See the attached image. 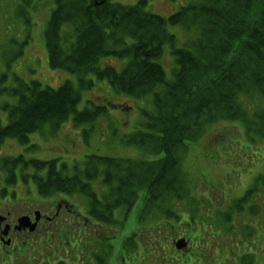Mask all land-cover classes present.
<instances>
[{
  "label": "trees",
  "instance_id": "16d2710c",
  "mask_svg": "<svg viewBox=\"0 0 264 264\" xmlns=\"http://www.w3.org/2000/svg\"><path fill=\"white\" fill-rule=\"evenodd\" d=\"M34 1L21 0L27 7ZM53 2L55 7L44 31L48 65L52 70L73 76L77 87L70 81L55 89L43 87L37 81L27 82L13 75L14 86L3 90L14 104L4 107L9 111L10 123L0 128V144L5 140L28 144L31 134L45 127L56 131L68 118L77 126L93 127L101 116L118 108L88 102L86 108L78 111L81 102L84 103L82 91L95 88L94 82H104L115 96L150 97L153 102L151 110L143 113L148 120L144 130L126 136L124 144L134 149L147 145L153 156L143 155L138 161L131 157L92 156L79 167L73 166L70 176L64 175L65 164H58V160L25 163L19 156L8 161L20 173L31 168L33 173L28 176L49 195L83 192L89 200V217H81L84 222L90 218L106 226L114 225L112 217L117 209L129 210L141 204L146 210L148 189L162 186L160 194L167 193V197L170 191L180 189L175 148L194 142L205 125L242 122L251 142H256L255 135L264 138L261 136L264 107L256 108L255 118L259 122L254 132V125L247 121L239 106L241 97L255 98L253 107L264 101V24L259 23L264 0H196L167 19L144 12L147 0H137L131 7L115 4L114 0ZM248 6L257 9L251 13L253 21L245 23L238 13ZM226 9L231 10L230 16ZM219 19H225L227 25ZM66 26L71 27V33L62 32ZM166 26H180L198 36L177 48L175 37L167 32ZM18 44L16 57L6 64L7 69L22 56L27 41ZM165 45L175 61L170 81H166L160 64ZM108 59L118 62V66L105 65ZM8 78L6 73L0 76V84ZM257 111L262 115L258 116ZM43 171L45 176L41 174ZM260 182L263 189L248 191L234 203L235 210L251 199L248 204L254 202V197L264 192V176ZM149 199L155 205L160 202V198ZM258 211V207L251 209ZM167 226L162 223L152 231L156 234V230ZM133 235L134 232L125 241ZM149 251L157 252L148 250L146 254Z\"/></svg>",
  "mask_w": 264,
  "mask_h": 264
},
{
  "label": "rangeland",
  "instance_id": "374dc122",
  "mask_svg": "<svg viewBox=\"0 0 264 264\" xmlns=\"http://www.w3.org/2000/svg\"><path fill=\"white\" fill-rule=\"evenodd\" d=\"M136 1L116 0L115 3L122 6H133ZM193 1L195 0H149L145 11L156 16L168 17ZM19 2V0H0V76L6 73L9 77L6 83L0 84V128H4L8 122L10 123L9 111L4 110L3 104L5 102L7 105L14 104V100L10 99L3 90L14 86L13 75L21 77L27 82L37 81L43 87L55 88L61 86L65 80L73 83L74 87H77L78 84L74 77L66 76V73L52 70L48 66L44 31L50 13L55 7L53 0H35L31 4V9L19 8L20 12L24 13L22 15H18ZM259 23L264 24V11ZM68 31L71 33V27L66 26L62 32ZM168 32L176 35L178 46L181 43H190L198 36L195 32L188 33V36L179 27H170ZM24 41H27V44L23 48L22 56L12 63L10 69H7L6 64L16 57L14 53L20 47L18 43ZM168 48H165L164 57L160 62L166 81L172 79L175 69L174 59L170 56ZM104 64L118 66V62L112 59L105 60ZM94 86L95 88L91 90L82 91L84 103L81 102L79 110L86 108L88 102L108 108H111L109 105L112 104L118 108L109 110L110 114L106 113L103 117L101 116L91 127V130L86 128L88 130L86 140L80 137L82 134L80 126H78L80 129H74L73 119H68L61 123L56 131L45 127L43 130L31 134L28 145H21L18 141L10 140L2 142L0 156H3V153H15V155L23 153L25 163L29 161L46 163L58 159L69 164L68 166L64 165V175L67 176L73 174V162H78L75 166L79 167L80 162L89 156L131 157V160L136 161L142 160L143 155L153 156L147 145L145 148H137V150L124 145L126 136L134 133L135 130H144L147 125L148 120L143 118L142 112L151 110L152 98L136 99L125 95L115 96L104 82H94ZM254 100L256 99L253 97H241L239 106L247 121L254 125L253 131L256 132L259 122L255 118L256 108L264 107V101L253 107ZM257 114L261 116L262 112L257 111ZM245 136L242 122H215L205 125L199 131L194 142H186L185 147L181 148L178 145V148H175L179 164L180 189L177 188L172 193L170 191L169 197H167V193L160 194L162 186L148 189L147 201L149 204L146 210L141 204H135L129 210L120 209L114 212L112 219L117 224L114 228L93 221H80L77 224L73 221L78 219L77 216L63 213L59 222H54L48 228L52 237H56V242L52 248L49 245L50 249L46 250L45 257H48V253L59 257L65 253L57 261L60 264H156L157 261H160H156L157 258L163 259L159 262L160 264H200V259L196 257L198 253L209 256V261L215 255L222 259H228L227 249L232 248L236 236L232 238L225 228L230 226V223L227 222L234 217L231 221L234 229L238 231L241 227L243 232L251 231L252 236L258 234L254 240L256 244L252 247L257 249L258 262L264 263V261H259L260 257L264 256V232H262L264 231V192L257 198L254 197L255 201L248 204L252 206V209L259 208L257 215L250 214L247 209L240 210L239 213L235 210L227 211L232 204L231 201L234 198L235 200L240 199L252 181L255 182L257 175L264 170V138L255 135L256 143H253L247 141ZM32 145L36 146L34 150L29 149ZM144 170L143 168L142 172ZM25 171L26 174L33 173L31 168ZM148 172L150 170L147 169ZM22 176L27 177L28 182L30 181L27 186L29 190L23 188V184L19 183L17 179L13 185H8L11 188L5 184L2 187L5 190H11V194L16 197L20 194L21 197L27 198L38 185L28 175L22 174ZM96 180L98 181V178ZM1 183L2 181H0ZM260 186L261 184H258L257 188L259 189ZM34 190L36 191V189ZM155 197L160 198V202L157 208L154 207V210H151L155 202L150 201L149 198L155 199ZM56 199H49L50 205L62 203V201L67 202L73 209L79 205L77 199L70 196L67 200ZM246 203H242L241 206ZM166 213L171 216L166 217ZM236 213H245L247 217L235 216ZM223 215L224 220L222 219ZM175 217L178 221L175 220ZM26 220L28 221L26 217L20 218L21 224L27 223ZM222 221L224 230L220 226ZM162 223L168 224V226L162 230H156V234L152 233V228H158ZM80 224H83L82 228L78 227ZM61 226L64 227L61 230L62 233H69L71 229L75 230V232H70L75 240L76 233L80 234L79 240L74 241L77 246H80L78 252L72 250L68 254V249L63 242L61 245L56 244L60 241L58 228ZM77 230L82 231L78 234ZM90 232L92 233L90 234ZM132 232H134L133 237L125 243V239ZM233 232L235 235L236 230ZM113 236L117 239L114 240ZM92 237L96 238L92 241ZM180 241L182 246H179ZM123 242L126 246L124 249H122ZM176 246L179 249H175ZM186 247L187 249H185ZM88 248L99 255L90 256ZM148 250L157 252L149 251V254H146ZM233 250L235 251V248ZM239 250L232 254V257L238 259V264H245L240 258L250 257L251 253ZM187 255L189 256L188 260L184 258ZM165 256L172 259H167ZM180 257L184 258L182 262L177 260ZM24 261L16 259L14 264H25ZM34 262L33 264H38V261ZM220 263L223 264V262ZM40 264L55 263L44 260Z\"/></svg>",
  "mask_w": 264,
  "mask_h": 264
},
{
  "label": "flooded vegetation",
  "instance_id": "af4514ba",
  "mask_svg": "<svg viewBox=\"0 0 264 264\" xmlns=\"http://www.w3.org/2000/svg\"><path fill=\"white\" fill-rule=\"evenodd\" d=\"M9 200L5 198L0 201V264H14L16 259L24 260L37 243L45 245L49 236L48 228L57 222L61 212L55 209L53 214H49L47 205L32 206L28 198H16L11 206L7 204ZM8 206L11 208L6 209ZM23 217L30 221L21 224L20 218ZM34 224L36 227L33 229ZM35 238L37 240L33 244ZM40 246L36 247L39 249Z\"/></svg>",
  "mask_w": 264,
  "mask_h": 264
},
{
  "label": "bare ground",
  "instance_id": "6f19581e",
  "mask_svg": "<svg viewBox=\"0 0 264 264\" xmlns=\"http://www.w3.org/2000/svg\"><path fill=\"white\" fill-rule=\"evenodd\" d=\"M256 7L254 6H248L246 7V10H242L238 13V18L245 22V23H249L251 21H253V16H252V12L256 11ZM226 14H228L229 16L231 15V10L230 9H226ZM220 15L225 16V14L221 13ZM226 17V16H225ZM224 25H227V21L225 19H219ZM168 28H170V26H166L165 29L168 30ZM170 35H172L171 33H169ZM7 105V102H5V104H3V106Z\"/></svg>",
  "mask_w": 264,
  "mask_h": 264
}]
</instances>
